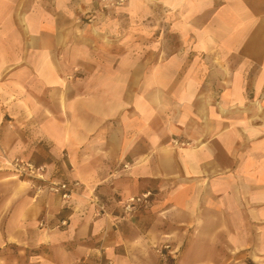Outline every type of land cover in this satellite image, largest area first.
Returning <instances> with one entry per match:
<instances>
[{
	"label": "crops",
	"instance_id": "1",
	"mask_svg": "<svg viewBox=\"0 0 264 264\" xmlns=\"http://www.w3.org/2000/svg\"><path fill=\"white\" fill-rule=\"evenodd\" d=\"M164 246L264 264V0H0V264H160Z\"/></svg>",
	"mask_w": 264,
	"mask_h": 264
},
{
	"label": "built area",
	"instance_id": "2",
	"mask_svg": "<svg viewBox=\"0 0 264 264\" xmlns=\"http://www.w3.org/2000/svg\"><path fill=\"white\" fill-rule=\"evenodd\" d=\"M11 166L16 171L19 177H31L39 180L45 181L46 168L44 166H35L30 162H25L19 159H16L11 162ZM77 184H69L65 182H49L48 189L51 193L59 194L63 200L69 201L75 191V186ZM150 194H142L140 196L133 197L127 201L126 211L134 212L138 206L149 202ZM161 257L160 264H169V258L174 253L171 251L170 247L164 246L158 250Z\"/></svg>",
	"mask_w": 264,
	"mask_h": 264
},
{
	"label": "rangeland",
	"instance_id": "3",
	"mask_svg": "<svg viewBox=\"0 0 264 264\" xmlns=\"http://www.w3.org/2000/svg\"><path fill=\"white\" fill-rule=\"evenodd\" d=\"M32 164H34V163H32ZM35 166H43V165H38V164H34ZM9 169H10V171L13 173V174H15L18 178H20L21 180H23V181H25V182H27V183H29V185L33 188V189H35L36 191H38V192H41V193H43V192H50V190L48 189V187H49V182L50 181H47V180H45V181H43V180H39V179H36V178H31V177H19L18 175H17V173H16V171L13 169V167L11 166V163H9ZM45 171H47V170H45ZM51 193V192H50Z\"/></svg>",
	"mask_w": 264,
	"mask_h": 264
}]
</instances>
